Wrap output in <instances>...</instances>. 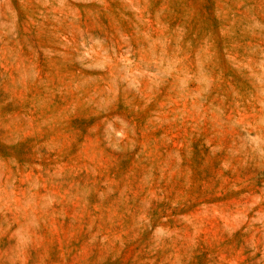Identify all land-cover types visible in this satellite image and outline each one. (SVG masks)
Returning <instances> with one entry per match:
<instances>
[{"label":"rangeland","instance_id":"374dc122","mask_svg":"<svg viewBox=\"0 0 264 264\" xmlns=\"http://www.w3.org/2000/svg\"><path fill=\"white\" fill-rule=\"evenodd\" d=\"M0 264H264V0H0Z\"/></svg>","mask_w":264,"mask_h":264}]
</instances>
